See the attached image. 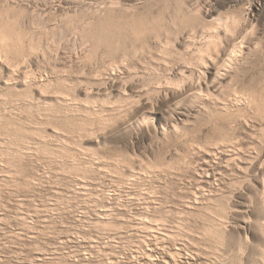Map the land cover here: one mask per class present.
<instances>
[{
	"label": "rangeland",
	"instance_id": "rangeland-1",
	"mask_svg": "<svg viewBox=\"0 0 264 264\" xmlns=\"http://www.w3.org/2000/svg\"><path fill=\"white\" fill-rule=\"evenodd\" d=\"M111 1L0 0V264H264V0Z\"/></svg>",
	"mask_w": 264,
	"mask_h": 264
},
{
	"label": "bare ground",
	"instance_id": "bare-ground-1",
	"mask_svg": "<svg viewBox=\"0 0 264 264\" xmlns=\"http://www.w3.org/2000/svg\"><path fill=\"white\" fill-rule=\"evenodd\" d=\"M112 1H113V0H112ZM112 1H111V2H112ZM110 7H111V6H110ZM110 7H109V8H110ZM100 9H101V8H100ZM98 12H99V10H98ZM100 12H101V11H100ZM106 12H107V11H106ZM102 13H103V12H102ZM98 16H99V13H98ZM91 23H92V22H91ZM86 30H87V29H86ZM101 30H102V29H101ZM87 31H88V30H87ZM0 35H1V34H0ZM92 35H93V34H92ZM211 35H212V34H211ZM7 36H8V35H7ZM1 38H2V39H5V35L2 34V37H1ZM6 40H7V39H6ZM6 40H5V41H6ZM1 41H2V40H1ZM138 53H139V52H138ZM88 57H89V56H88Z\"/></svg>",
	"mask_w": 264,
	"mask_h": 264
}]
</instances>
